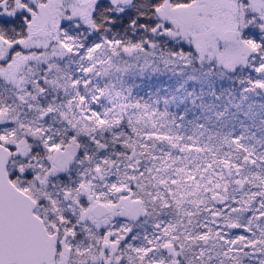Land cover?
<instances>
[{
    "label": "snow or ice",
    "instance_id": "1",
    "mask_svg": "<svg viewBox=\"0 0 264 264\" xmlns=\"http://www.w3.org/2000/svg\"><path fill=\"white\" fill-rule=\"evenodd\" d=\"M0 264H264V0H0Z\"/></svg>",
    "mask_w": 264,
    "mask_h": 264
}]
</instances>
